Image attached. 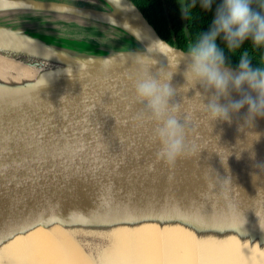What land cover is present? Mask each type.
<instances>
[{"label":"water","instance_id":"water-1","mask_svg":"<svg viewBox=\"0 0 264 264\" xmlns=\"http://www.w3.org/2000/svg\"><path fill=\"white\" fill-rule=\"evenodd\" d=\"M185 53L134 0H0V57L32 71L0 76V251L60 229L96 254L94 235L139 227L211 257L230 237L264 248V119L243 131L245 106L210 121L214 94L186 82ZM146 73L168 74L185 130L171 167L136 97Z\"/></svg>","mask_w":264,"mask_h":264},{"label":"clouds","instance_id":"clouds-1","mask_svg":"<svg viewBox=\"0 0 264 264\" xmlns=\"http://www.w3.org/2000/svg\"><path fill=\"white\" fill-rule=\"evenodd\" d=\"M213 5L215 12L207 31H200L184 54L185 79L214 94L206 106L210 121L230 123L232 116L246 106L242 130H248L257 118L264 119V0H181L180 10L189 19L197 6L208 12ZM246 41H251L253 51L261 53L260 60L247 49L239 51ZM226 52L238 55L235 67ZM170 81L167 73L162 78L146 73L134 84L137 100L149 113L147 119L156 124L153 140L159 144L157 161L169 167L187 152L185 130L175 115ZM232 91L241 98L221 105V97H230Z\"/></svg>","mask_w":264,"mask_h":264},{"label":"bare ground","instance_id":"bare-ground-1","mask_svg":"<svg viewBox=\"0 0 264 264\" xmlns=\"http://www.w3.org/2000/svg\"><path fill=\"white\" fill-rule=\"evenodd\" d=\"M90 2L91 0H78ZM15 68L16 79L31 77L32 71L0 57V76L14 79L5 68ZM157 228H121L94 238L106 243L98 253L88 251L75 238L79 235L56 229L36 231L0 251V264H264V248L230 237L220 248L219 257L197 250L180 233H165Z\"/></svg>","mask_w":264,"mask_h":264},{"label":"trees","instance_id":"trees-1","mask_svg":"<svg viewBox=\"0 0 264 264\" xmlns=\"http://www.w3.org/2000/svg\"><path fill=\"white\" fill-rule=\"evenodd\" d=\"M134 1L144 12L150 23L156 27L161 37L184 51L188 50L200 31H207L215 12V5L208 12L202 11L197 6L191 17L185 19L181 14L180 0ZM218 43L221 44V47H224L221 41H218ZM245 49L249 50L250 55L256 60L262 58L261 53L252 50L251 41H246L239 51ZM226 56L230 59L232 67H235L238 63V55H230L226 52Z\"/></svg>","mask_w":264,"mask_h":264},{"label":"rangeland","instance_id":"rangeland-1","mask_svg":"<svg viewBox=\"0 0 264 264\" xmlns=\"http://www.w3.org/2000/svg\"><path fill=\"white\" fill-rule=\"evenodd\" d=\"M180 2H181V0H180Z\"/></svg>","mask_w":264,"mask_h":264}]
</instances>
